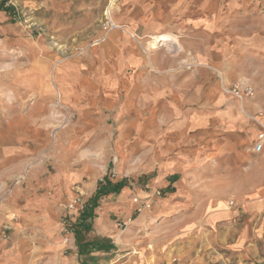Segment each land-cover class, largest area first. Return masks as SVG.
Masks as SVG:
<instances>
[{"label": "rangeland", "instance_id": "1", "mask_svg": "<svg viewBox=\"0 0 264 264\" xmlns=\"http://www.w3.org/2000/svg\"><path fill=\"white\" fill-rule=\"evenodd\" d=\"M0 7V264H79L72 226L105 178L125 185L94 209L86 239L114 245L92 254L97 264H264V149L252 152L264 125V0ZM123 36L136 62L126 67L131 77H116V100L130 92L141 109L121 112L104 109L92 84L101 87L104 65L122 58ZM70 79L64 99L61 82ZM156 85L188 101L190 119L236 106L254 139L235 151L228 137L222 154L214 139L156 154L149 132L120 131L150 112L144 99ZM213 98L215 111L201 109ZM82 108L94 115L91 125ZM171 111L179 112L158 110L161 120L176 119Z\"/></svg>", "mask_w": 264, "mask_h": 264}, {"label": "crops", "instance_id": "2", "mask_svg": "<svg viewBox=\"0 0 264 264\" xmlns=\"http://www.w3.org/2000/svg\"><path fill=\"white\" fill-rule=\"evenodd\" d=\"M156 21H158V18ZM156 21L154 23H157ZM136 22L137 21L129 20V24H131V27L135 30L139 29L138 33L139 35H141L142 33L141 29L143 28L142 27L140 28L139 26L134 27ZM155 28H157V26ZM117 38L118 35H113L112 37H110V40H112V42L114 43L117 40ZM120 40L122 42V45H119L120 48L121 46L124 47V49L119 50V53H121L120 56H122V58H118L115 61L109 62L108 65H104L105 69L103 72L104 75L101 78L103 80V82L101 83L102 84L101 87L96 86V84L94 83L92 84V82H90L89 85L92 84L93 90L98 89L103 96L105 95L104 102L106 103L105 105L108 106L105 107L104 109H111V110L113 109L121 112H124L126 110H131L134 108L141 109L137 102L136 95L134 94L133 96H130L129 94L130 92L122 97V99H124L123 104L121 105L117 104L116 99L119 98V94L118 91L115 89V86H117L116 77L118 78L131 77L132 73L130 71L127 72L126 67L129 66L131 63L136 62L134 49L130 48L131 45L129 44L130 42L127 39V37L123 36L122 38H120ZM109 45L111 47V51H113L112 43H109ZM108 57L111 58V56ZM154 63L156 67L158 62L155 60ZM133 79L136 80L137 75L134 74ZM71 82H72L71 79L68 80V82H65V84L64 82H61L60 90L63 94L64 99L69 98L68 96L71 90L70 89ZM113 92L118 95L113 96L112 94ZM168 92H169L168 89L165 90L162 89V91L159 90L158 85H156L155 87H151L150 96L148 97V99L147 98L144 99L147 105L145 106V109H148L150 112L146 115H143V117L137 115L136 120L131 121V123L123 122L120 125L121 126L120 131L124 132L125 130H127L128 133H131L130 135L149 132L150 141L155 143L156 154H158L157 152L158 150H163V148H165L166 153L168 151L167 154H170L171 150L175 151L177 148H179L180 145L181 148H183V146L191 147L192 146L191 143H195L196 140L201 143H206L207 141H212V139L217 140L215 142L216 147L215 146L213 147V151L220 150L219 152L220 154H222L221 152L222 149L227 148L225 146L228 145V143H231L228 141L225 142V139L228 137L233 139L235 151H237L236 147L237 145H239L238 142L243 141V143H246L248 141H251L249 139H254L255 131H256L255 128L252 127L251 125H248L245 119H243L238 114L236 110L237 109L236 106L233 110L228 112H226L225 108H221V107H219L216 110V107H213L212 105V103H214L215 101L214 100L215 98H213L210 99L209 102L203 103L201 109L206 108L205 104H208L209 107L212 108L213 111L216 110L218 114H214V116L213 115L211 116V114L206 115L205 113L199 112L197 113V115L192 116L193 119H190L191 116L188 117V114L190 113L184 112L189 109L188 104L190 103L188 101L185 102L182 99V97L175 96L174 93H168ZM139 98L141 99V97ZM133 104L134 105L136 104L137 107H135L136 105L134 106ZM158 110H166V111L177 110L179 112L175 114L173 111H171V113H174L175 116L177 117L174 120H171L169 118L161 120L160 113L158 112ZM93 111L101 112L102 109L100 105H97V107H94ZM80 112H81L80 118L86 120L84 121V123L86 122L85 123L86 125L90 124L89 120L94 118V115L90 112V109L82 108ZM99 115L102 116L101 113H99ZM91 123H93L94 125L100 124L98 122L97 123L91 122ZM263 124H264V120H263ZM131 127H133L134 130H132ZM262 128H264V125H262ZM262 131L263 129L259 130V133ZM120 140H126V138H120ZM223 143L224 145L222 146L221 144ZM263 147H264V142H263ZM160 152L162 151H159V153ZM263 154H264V150H263ZM242 156L244 155L242 154ZM262 158H263V168H264V156ZM205 160H207L206 156H205Z\"/></svg>", "mask_w": 264, "mask_h": 264}, {"label": "trees", "instance_id": "3", "mask_svg": "<svg viewBox=\"0 0 264 264\" xmlns=\"http://www.w3.org/2000/svg\"><path fill=\"white\" fill-rule=\"evenodd\" d=\"M0 11H4L0 7ZM124 181L112 184L107 178L103 179L102 183H98L95 194L89 199L80 213L76 223L72 226L75 246L79 256V264H97L99 258L93 257L95 252L107 253L114 250V245L108 239L93 238L86 239V234L91 230L94 219V209L97 208L101 198L109 195L114 196L124 187Z\"/></svg>", "mask_w": 264, "mask_h": 264}, {"label": "built area", "instance_id": "4", "mask_svg": "<svg viewBox=\"0 0 264 264\" xmlns=\"http://www.w3.org/2000/svg\"><path fill=\"white\" fill-rule=\"evenodd\" d=\"M111 26H113V24H111ZM235 96H240L241 94V89L239 88L238 85H235L231 91ZM263 131L260 132L257 136V141L255 142V144L252 147V152L253 153H259L262 150L263 147V142H264V128H262Z\"/></svg>", "mask_w": 264, "mask_h": 264}, {"label": "bare ground", "instance_id": "5", "mask_svg": "<svg viewBox=\"0 0 264 264\" xmlns=\"http://www.w3.org/2000/svg\"><path fill=\"white\" fill-rule=\"evenodd\" d=\"M110 9V8H109Z\"/></svg>", "mask_w": 264, "mask_h": 264}]
</instances>
